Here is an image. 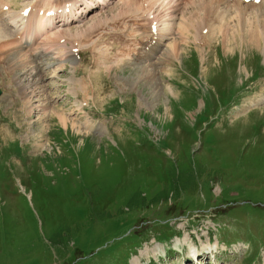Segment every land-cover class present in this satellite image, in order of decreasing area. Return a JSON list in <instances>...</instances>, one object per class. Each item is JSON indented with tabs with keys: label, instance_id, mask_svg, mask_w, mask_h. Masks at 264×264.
<instances>
[{
	"label": "rangeland",
	"instance_id": "obj_1",
	"mask_svg": "<svg viewBox=\"0 0 264 264\" xmlns=\"http://www.w3.org/2000/svg\"><path fill=\"white\" fill-rule=\"evenodd\" d=\"M120 1L37 34L56 57L37 75L0 47V264H194L193 244L201 264H264V15L160 8L177 24L160 67Z\"/></svg>",
	"mask_w": 264,
	"mask_h": 264
},
{
	"label": "bare ground",
	"instance_id": "obj_2",
	"mask_svg": "<svg viewBox=\"0 0 264 264\" xmlns=\"http://www.w3.org/2000/svg\"><path fill=\"white\" fill-rule=\"evenodd\" d=\"M35 1V0H34ZM39 1V0H38ZM51 1V2H50ZM56 1V0H55ZM60 1V0H59ZM70 0H61L59 2V4H57L56 2L54 3L53 0H44V2H50V6L48 8H45V12L42 13V9L43 7H40L37 4H32L30 12L28 15H24L25 9H22V11L17 12L12 10V8L15 6V4L10 3V0H0V41H2L3 39H5L6 41H2L3 43H0V47L2 48H8L11 50L10 54L8 55L9 59L11 60V67H12V71H15L17 68H21L22 70V75H28L29 73L31 74V71L28 69L32 70L33 74H36L41 71V70H47L49 67L51 68V65L53 64L52 61L49 64H45V66L41 65V62L43 60L46 59H55L56 57L54 56V54L50 51H48V49L46 48H39L36 47L34 44V40H35V35L41 33L43 30H47L48 32L50 30H52V27L54 25V22L56 20V16L54 17V14L56 10H59L61 8H58L59 5L61 6V4L63 3L64 7H66L68 5V2ZM73 2V0H71ZM75 1V0H74ZM84 1L85 4V8L84 9H92V6L95 5V0H81ZM107 0H98L96 5H98V7L104 5V3ZM112 1V0H111ZM176 1V7H175V12L178 13L180 12L182 9L184 10L185 8L187 9V5H201L204 8H207V6L205 4H209V5H216L219 7L222 6H226L227 8H233L236 10H239V12H243V13H249L251 15L254 16H263L264 15V9L263 6H254L256 4H251V5H244L243 3L239 2V1H235V2H226L223 0H143L142 3H139V0H122L121 5H124L126 7V11L124 14H127L130 12L132 13L133 11L136 10H142L140 11V13L142 12V15L139 13H135V14H131L129 15L131 17V20L129 21H133V22H139L138 25L143 24L145 22L150 23V25H152L154 22H158L161 23L159 26H153L151 27L150 30V34L148 35V38L150 40H152V42H149L150 48H149V52L146 55V59L148 60V62H153L156 64V62L158 61V65L160 64L162 67V65L164 64L166 58H168V55L170 53V50L167 51V48L169 45H174L175 43H173V40L176 38H174L176 32L175 30L177 29V24H176V19L173 15L168 16V20L166 19V21L168 22H163L161 19V17L159 16V10L161 12L162 9L160 8H164L167 5H172L174 2ZM13 2V1H12ZM28 2H30V0H28ZM36 2V1H35ZM262 3V2H261ZM260 3V4H261ZM76 4H78L76 2ZM259 4V5H260ZM76 6V5H75ZM254 6V7H252ZM28 7V6H27ZM71 7V6H70ZM68 7V9L70 8ZM172 7V6H170ZM198 8H200L199 6H197ZM189 8V7H188ZM211 8V7H210ZM174 8H168L165 10H168L170 12L173 11ZM194 9V8H193ZM198 10V9H197ZM196 10V11H197ZM76 9L74 8V6L72 7V9H70V12L67 13L65 10L63 11V14L59 15V17L61 18H67L70 19V22H73L74 20H76V15L75 14ZM193 11V10H192ZM164 12V11H163ZM167 11H165L166 14ZM169 12V14H170ZM188 12V11H187ZM225 12V11H224ZM42 13V14H41ZM47 13H54L53 15H47ZM162 13V12H161ZM195 13V10H194ZM201 13V11H200ZM229 13V12H228ZM231 13V11H230ZM237 13V12H236ZM164 14V15H165ZM168 14V13H167ZM173 14V13H172ZM234 14V13H233ZM123 14L119 15L122 16ZM177 15V14H176ZM200 15V14H199ZM238 15V14H237ZM151 16V17H150ZM166 16V15H165ZM198 16V15H197ZM201 16V15H200ZM209 16V15H208ZM213 16V15H211ZM220 16V15H219ZM123 17V16H122ZM127 17V16H126ZM164 17V16H163ZM170 17V20H169ZM188 17V16H186ZM190 17V16H189ZM185 18V17H184ZM241 18V17H240ZM123 19V18H122ZM209 19V18H208ZM215 19V18H213ZM222 19V17H221ZM116 20V19H115ZM188 20V19H187ZM198 20V19H197ZM201 20V19H200ZM212 20V19H211ZM178 21V20H177ZM128 21H126L127 23ZM197 21H195L196 23ZM212 22V21H211ZM124 22V24H126ZM201 23V22H200ZM229 23V22H228ZM202 24V23H201ZM10 25L9 27L12 28L16 34V38H12L9 39V37L11 36V34L9 33V31L6 29V26ZM125 27V25H123ZM196 26V25H194ZM208 26V25H207ZM176 27V29H175ZM126 28V27H125ZM67 29V28H66ZM175 29V30H174ZM182 29V28H181ZM181 29L179 28V30L181 31ZM61 30V29H60ZM68 30V29H67ZM178 30V31H179ZM56 31V30H55ZM59 31V30H58ZM73 31V30H72ZM179 31V32H180ZM184 31V30H183ZM194 31V29H193ZM65 32V31H63ZM78 32V31H77ZM85 31H80V33H83ZM164 32V33H163ZM171 32V33H169ZM189 32V31H188ZM75 33V32H74ZM181 33V32H180ZM57 34L56 33H50L49 36H53ZM78 34V33H77ZM129 34V33H128ZM179 34V33H178ZM48 35V34H47ZM69 35V34H68ZM182 35V34H181ZM231 35V34H230ZM3 36V37H2ZM50 36V37H51ZM74 36V35H73ZM212 36V35H211ZM45 37V36H44ZM72 37V36H71ZM179 37V36H178ZM183 37V36H182ZM225 37V35H224ZM43 38V37H42ZM48 37H46L47 39ZM67 38H70V36H68ZM73 38V37H72ZM78 38V37H77ZM184 38V37H183ZM187 38V37H186ZM226 38V37H225ZM250 38V37H249ZM45 39V40H46ZM59 39H62L61 37ZM254 39H256V37H252L251 40L254 41ZM41 40V38H40ZM44 40V38H43ZM42 40V41H43ZM44 40V41H45ZM41 41V43H42ZM225 41V40H224ZM185 42V41H184ZM246 42V41H245ZM40 43V44H41ZM240 43V42H239ZM39 44V45H40ZM137 44V43H136ZM140 44V43H139ZM182 44H186V43H182ZM124 46H127L125 44H123ZM166 45V46H165ZM171 45V46H172ZM180 45V44H179ZM178 45V47H179ZM134 46V45H133ZM144 46V45H142ZM141 46V47H142ZM41 47V46H40ZM47 47V46H46ZM50 47V46H49ZM136 46H134V49ZM225 47V46H224ZM260 47V46H259ZM51 48V47H50ZM49 48V49H50ZM129 48V47H128ZM170 48V47H169ZM175 48V47H173ZM172 48V49H173ZM233 48V47H232ZM263 48V47H262ZM119 49V48H118ZM230 49V48H229ZM175 50V49H174ZM32 51V52H31ZM74 51V50H73ZM167 51V52H166ZM177 51V50H176ZM107 52V51H106ZM133 52V51H132ZM135 53V52H133ZM137 54V53H136ZM138 55V54H137ZM58 56V55H57ZM121 56V55H120ZM126 57H130V55H125ZM135 56V54H134ZM59 57V56H58ZM74 57V56H73ZM136 57V56H135ZM139 57V56H138ZM173 59H178V57L172 56ZM133 58V57H132ZM131 58V59H132ZM140 58V57H139ZM138 58V59H139ZM135 59V58H134ZM138 59H136L138 61ZM40 60H42L40 62ZM141 60H143V57H141ZM131 61H135V60H131ZM61 63V60L58 62ZM74 63V62H72ZM136 63V62H135ZM146 63V61H145ZM75 64V63H74ZM143 64V63H142ZM166 64V63H165ZM62 66V65H61ZM157 66V64H156ZM11 69V68H10ZM163 70V69H162ZM25 71V73H24ZM27 71V72H26ZM164 71V70H163ZM55 72V71H54ZM162 72V71H161ZM45 73V72H44ZM32 75V74H31ZM23 77V76H22ZM35 77V76H34ZM32 78V77H31ZM74 79V77H73ZM75 81V80H74ZM73 80H70V82H74ZM36 83V82H35ZM75 83V82H74ZM23 85V84H20ZM24 86V85H23ZM31 87L29 85H25L22 88V94L24 97V104L26 103V105L31 106V101H32V95L35 96V91L31 90L32 92L29 91ZM34 88V87H33ZM40 88V87H39ZM38 92V91H37ZM37 94V93H36ZM34 98V97H33ZM42 101V100H41ZM42 104V103H41ZM27 107V106H26ZM45 107V106H44ZM32 108V107H31ZM38 108V107H37ZM29 109V108H28ZM44 109V108H42ZM41 109V110H42ZM40 110V111H41ZM33 111L30 109V112ZM44 111V110H43ZM47 111V110H46ZM44 113V112H43ZM53 113V112H52ZM46 113L42 114V117L45 118ZM55 114V113H53ZM49 117L51 116V114H48ZM39 117L40 119H38L37 122H42L43 118ZM61 123L64 125V127L67 128L68 125V121L67 119L62 116V115H58ZM72 126V125H71ZM77 127V126H76ZM75 128V127H73ZM92 129V128H91ZM94 129V128H93ZM80 128L77 127V131L78 133L80 132ZM89 130V129H88ZM41 133H43V130H40ZM46 131V130H45ZM87 131V130H86ZM76 132V131H75ZM77 133V134H78ZM39 135H43V134H35L33 137H35L36 141L42 143L43 140V136H39ZM45 145V144H43ZM42 144H37V146H40L41 148L43 147ZM46 146V145H45ZM39 147V148H40ZM37 149V148H36ZM217 249V247H215ZM147 249V247L145 248ZM214 249H210V251H212L213 253ZM149 252V251H148ZM154 252V251H153ZM156 252V251H155ZM195 252V251H194ZM144 253L141 251L140 256L133 258V260L131 261V264H140V257L144 256ZM195 254V253H194ZM206 254V253H205ZM146 255V254H145ZM198 257H200V254L198 252ZM200 259L203 260V258L201 257ZM206 260H208L207 256H206ZM193 262V261H192ZM198 263H200V261H198ZM208 263V262H207Z\"/></svg>",
	"mask_w": 264,
	"mask_h": 264
},
{
	"label": "water",
	"instance_id": "obj_3",
	"mask_svg": "<svg viewBox=\"0 0 264 264\" xmlns=\"http://www.w3.org/2000/svg\"><path fill=\"white\" fill-rule=\"evenodd\" d=\"M0 94H1V91H0Z\"/></svg>",
	"mask_w": 264,
	"mask_h": 264
}]
</instances>
